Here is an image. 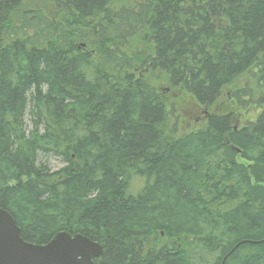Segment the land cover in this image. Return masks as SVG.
Wrapping results in <instances>:
<instances>
[{"label":"trees","instance_id":"obj_1","mask_svg":"<svg viewBox=\"0 0 264 264\" xmlns=\"http://www.w3.org/2000/svg\"><path fill=\"white\" fill-rule=\"evenodd\" d=\"M36 1L0 0V209L20 237L81 235L93 264H264V0ZM176 92L207 111L183 135Z\"/></svg>","mask_w":264,"mask_h":264},{"label":"water","instance_id":"obj_2","mask_svg":"<svg viewBox=\"0 0 264 264\" xmlns=\"http://www.w3.org/2000/svg\"><path fill=\"white\" fill-rule=\"evenodd\" d=\"M102 251L98 243L64 232L46 245L27 243L12 217L0 209V264H93Z\"/></svg>","mask_w":264,"mask_h":264},{"label":"rangeland","instance_id":"obj_3","mask_svg":"<svg viewBox=\"0 0 264 264\" xmlns=\"http://www.w3.org/2000/svg\"><path fill=\"white\" fill-rule=\"evenodd\" d=\"M45 1L46 0L36 1V5L44 6ZM239 85V83H236L231 88L238 87ZM161 88L166 89L165 86ZM229 89L230 88L228 87L222 91V95L217 103V106L219 108H223L229 104ZM170 101L173 102L171 104H173L174 106L176 105V107L180 108L181 110L182 116L177 125V133L179 135H183L186 132L198 128L205 120L204 114L207 113V111L202 108L198 109V107L194 105V102L189 97L181 95L179 92H176V94L171 93ZM255 118L256 116H254L252 112H250V115L248 113L242 114V116L239 117V126L243 125L247 121H254ZM43 162L46 163V165L52 172L58 171L64 166L60 159L54 156H47L43 158Z\"/></svg>","mask_w":264,"mask_h":264},{"label":"bare ground","instance_id":"obj_4","mask_svg":"<svg viewBox=\"0 0 264 264\" xmlns=\"http://www.w3.org/2000/svg\"><path fill=\"white\" fill-rule=\"evenodd\" d=\"M98 259V258H97Z\"/></svg>","mask_w":264,"mask_h":264}]
</instances>
